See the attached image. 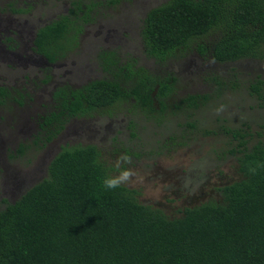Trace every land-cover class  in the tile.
Instances as JSON below:
<instances>
[{
    "label": "trees",
    "instance_id": "16d2710c",
    "mask_svg": "<svg viewBox=\"0 0 264 264\" xmlns=\"http://www.w3.org/2000/svg\"><path fill=\"white\" fill-rule=\"evenodd\" d=\"M14 1L8 5L16 12ZM95 4L73 0L69 13L36 31L34 49L55 63L75 43L73 35L82 33ZM209 35L215 38L206 42ZM141 36L146 53L160 63L180 51L219 63L264 60V0H168L148 11ZM100 57L106 70L114 67L113 77L57 87L39 116L35 143L51 142L73 117L122 101L133 99L154 114L164 111L175 90L173 74L148 73L118 61L114 52ZM50 80L46 73L44 81ZM212 82L223 89L217 76ZM249 92L264 108L261 75L249 81ZM13 93L0 85V104L12 97L23 105L25 93ZM209 98L197 93L183 100L191 108ZM246 126L221 127L234 143L229 152L238 153L242 177L221 186V198L185 206L179 216L142 202L123 181L106 188L104 179L121 170L98 145L62 146L46 176L17 199H0V264H264V119L254 131Z\"/></svg>",
    "mask_w": 264,
    "mask_h": 264
},
{
    "label": "rangeland",
    "instance_id": "374dc122",
    "mask_svg": "<svg viewBox=\"0 0 264 264\" xmlns=\"http://www.w3.org/2000/svg\"><path fill=\"white\" fill-rule=\"evenodd\" d=\"M10 1L2 0L5 10H0V85L25 97L23 105L12 97L0 104V199H17L46 176L50 160L62 146L73 144L101 147L109 162L129 172L123 182L139 191L142 202L171 216L181 215L185 206L221 198L219 188L242 177L238 153L229 152L234 143L221 127L258 129L264 108L250 94L249 81L258 75L264 78V60L219 63L196 52L180 51L160 63L146 53L141 28L148 11L168 0H116L112 4L81 0L96 3L92 11L87 9L90 20L79 36L73 35L75 43L66 54L49 63L34 49L36 31L69 13L73 0H15L16 12ZM214 38L209 35L205 41ZM105 51L114 52L118 61L143 66L148 73L176 77L164 111L154 114L142 110L133 99L122 101L73 117L51 142L35 143L39 116L50 108L57 87H80L113 77L109 69L114 67L106 70L102 65L100 56ZM46 73L51 76L48 82L44 81ZM213 76L223 81L221 91L212 82ZM197 93H208L210 98L204 105L189 108L183 97ZM22 144L27 146L19 153Z\"/></svg>",
    "mask_w": 264,
    "mask_h": 264
},
{
    "label": "clouds",
    "instance_id": "9594fccd",
    "mask_svg": "<svg viewBox=\"0 0 264 264\" xmlns=\"http://www.w3.org/2000/svg\"><path fill=\"white\" fill-rule=\"evenodd\" d=\"M129 176V172L127 170L121 171L118 176L107 177L104 179L103 183L106 188H115L117 187L121 181L126 180Z\"/></svg>",
    "mask_w": 264,
    "mask_h": 264
},
{
    "label": "flooded vegetation",
    "instance_id": "af4514ba",
    "mask_svg": "<svg viewBox=\"0 0 264 264\" xmlns=\"http://www.w3.org/2000/svg\"><path fill=\"white\" fill-rule=\"evenodd\" d=\"M92 11V10H91ZM86 23H88V21L87 22H85L84 24H86Z\"/></svg>",
    "mask_w": 264,
    "mask_h": 264
}]
</instances>
